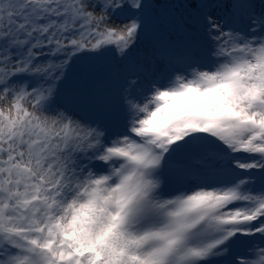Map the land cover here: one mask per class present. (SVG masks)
<instances>
[{
    "label": "snow or ice",
    "instance_id": "1",
    "mask_svg": "<svg viewBox=\"0 0 264 264\" xmlns=\"http://www.w3.org/2000/svg\"><path fill=\"white\" fill-rule=\"evenodd\" d=\"M0 264H264V0H0Z\"/></svg>",
    "mask_w": 264,
    "mask_h": 264
}]
</instances>
